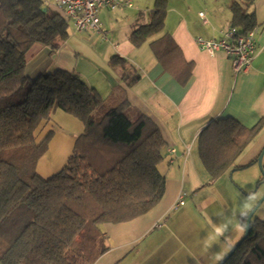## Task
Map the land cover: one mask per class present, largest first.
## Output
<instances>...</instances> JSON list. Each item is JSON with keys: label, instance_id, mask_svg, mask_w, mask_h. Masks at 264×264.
Returning <instances> with one entry per match:
<instances>
[{"label": "trees", "instance_id": "obj_1", "mask_svg": "<svg viewBox=\"0 0 264 264\" xmlns=\"http://www.w3.org/2000/svg\"><path fill=\"white\" fill-rule=\"evenodd\" d=\"M255 1L232 0V26L243 32L256 26ZM167 13L168 1L156 0L129 39L138 47L160 35L151 41L157 59L186 85L194 63L165 31ZM69 34V20L46 0H0V264H92L111 247L106 224L146 214L165 193L167 145L151 118L129 116L125 101L96 117L103 97L75 72L26 75L34 44L56 50ZM55 109L85 129L64 167L43 177L37 166L53 131L39 135ZM263 127L264 116L252 127L227 116L201 131L198 153L211 180L241 168L238 159ZM248 213L240 216L244 228ZM224 264H264V220L254 215L247 238Z\"/></svg>", "mask_w": 264, "mask_h": 264}, {"label": "crops", "instance_id": "obj_2", "mask_svg": "<svg viewBox=\"0 0 264 264\" xmlns=\"http://www.w3.org/2000/svg\"><path fill=\"white\" fill-rule=\"evenodd\" d=\"M167 1L165 31L171 34L185 60L194 63L193 74L186 85L166 71L151 53L141 61L135 60L142 47L134 46L129 36L137 25L128 20L131 16L127 14L118 28L122 11L114 14L115 21L106 8L99 11L107 39L94 30L77 31L69 21V37L58 49L36 43L27 53L25 72L29 78L59 69L75 72L97 89L103 97L102 104L110 103L114 107L125 101L129 104L126 109L129 116L143 113L151 118L161 130L167 153L171 148L176 149L175 153H168V161L163 165L166 187L160 202L132 221L106 224L111 247L92 264H121L153 233L161 237L159 244L163 247L153 252H165L164 248L171 244L174 251L170 258L175 262V244L183 236V232L175 230V206L180 205L177 211L187 215L192 205L209 212L216 193L221 196L216 190L217 179L211 180L199 157L201 131L217 118L232 116L252 127L264 116V0H256L252 6L257 28L255 58L249 71L238 75L227 54L218 51L212 55L197 43L199 37L218 38L221 30L232 25V0H179L176 6L175 0ZM48 6L58 10L53 1H49ZM150 10L143 12L137 22L147 23ZM200 12L205 14L206 21ZM158 37L160 35L150 38V44ZM115 55L126 61H113ZM84 129V124L73 115L62 109L53 111L51 120L39 135L41 140L53 131L48 150L38 162L37 171L41 176L50 177L64 167ZM263 150L264 127L238 159L237 166L241 168L230 172L258 163ZM181 200L184 204H180ZM207 219L210 234L219 232L225 225L221 226L219 217H213L211 222ZM241 236V223H237L229 230L231 245Z\"/></svg>", "mask_w": 264, "mask_h": 264}, {"label": "rangeland", "instance_id": "obj_3", "mask_svg": "<svg viewBox=\"0 0 264 264\" xmlns=\"http://www.w3.org/2000/svg\"><path fill=\"white\" fill-rule=\"evenodd\" d=\"M171 2H174V0ZM178 2L179 0H175V6ZM155 3L156 0H133V9L131 7H118L116 9L106 8L105 11L109 12L112 21L116 19L114 14L122 11L120 13L122 19L119 20L118 28L122 26L123 17H126L127 14L131 16L128 20H132L131 23L135 22V26L142 24L137 22L140 15L143 12L146 13L149 9H153ZM123 11L126 13H123ZM133 29L130 31L132 32ZM140 47L142 48L139 54L135 55V60L141 61L150 53V56L156 58L155 48L150 44V39L143 42ZM142 65L145 66L144 60ZM110 105V103L100 105L95 116H101L111 107ZM216 190L220 192L221 196L216 193L215 197L217 198L214 199L215 202L209 212L202 210L200 207L193 208L192 205L187 215L186 212L177 211L180 205L175 206V230L183 232V236L181 235V238L175 244V262L170 258L174 251L171 244H169V247L164 248L165 252H153L154 250L163 249L162 245L159 244L161 237H155L153 233L141 242L121 264H218L232 248V242L228 239L230 228L240 223V216L243 213L250 212L264 196V172L259 162H255L246 169L227 172L223 177L217 179ZM255 216L264 220V200ZM213 217H219L221 226L224 223L225 225L219 229V232L210 234L206 219L208 218L209 220H207L211 222ZM241 228L242 238L245 228L242 225ZM206 229L208 232H206ZM155 238H159V240L157 241ZM217 240L218 246H216Z\"/></svg>", "mask_w": 264, "mask_h": 264}, {"label": "built area", "instance_id": "obj_4", "mask_svg": "<svg viewBox=\"0 0 264 264\" xmlns=\"http://www.w3.org/2000/svg\"><path fill=\"white\" fill-rule=\"evenodd\" d=\"M56 3L57 9L71 21L77 31L94 30L107 39L99 11L102 8L116 9L121 6L131 7L132 0H46ZM200 16L205 19V14L200 12ZM257 28L242 31L240 28L230 26L220 31L218 38L204 39L197 38V43L202 50L214 55L218 51H223L232 60L234 72L238 75L248 72L252 66L256 55ZM176 149L171 148L168 153L173 154ZM180 204H184L181 200Z\"/></svg>", "mask_w": 264, "mask_h": 264}, {"label": "water", "instance_id": "obj_5", "mask_svg": "<svg viewBox=\"0 0 264 264\" xmlns=\"http://www.w3.org/2000/svg\"><path fill=\"white\" fill-rule=\"evenodd\" d=\"M263 156H264V150L262 151V153L260 154V156L258 158V162H259V164H260V166H261V168H262V170L264 172V169H263ZM263 200H264V196L261 199V201L258 202V204L256 206H254V208L252 210H250V212L248 213V218H247L246 227H245V230H244L243 237L232 246L230 251L224 256V258L218 264H224L232 256V254L236 251V249L243 243V241L247 238V236H248V234L250 232V228H251V221H252L257 209L259 208V206L263 202Z\"/></svg>", "mask_w": 264, "mask_h": 264}]
</instances>
